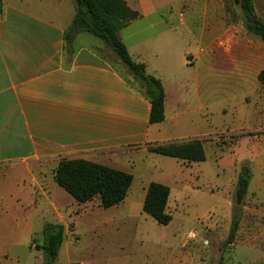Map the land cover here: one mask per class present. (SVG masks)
<instances>
[{
	"label": "crops",
	"instance_id": "0c3cea01",
	"mask_svg": "<svg viewBox=\"0 0 264 264\" xmlns=\"http://www.w3.org/2000/svg\"><path fill=\"white\" fill-rule=\"evenodd\" d=\"M32 1L26 3L57 15L58 21L0 0V257L8 256L5 249L12 242L37 234L33 219L39 213L52 216L41 225V233L47 223L64 225L56 219L63 214L60 199L50 196L62 159H84L133 174L127 198L111 210L126 204L132 192L144 193L143 208L154 182L195 191L205 179L209 187L216 186L214 178L235 176L238 181L247 165L252 173L247 196L255 192L256 204H264L262 148L242 151L252 142L244 137L232 161L216 162L209 153L216 130L194 129L188 118L197 111L209 112L204 100L216 97L215 76L207 72L201 77L199 63L205 58L210 65L233 41L236 27L225 0H126L140 17L122 29L120 37L132 58L161 80L166 93L165 120L157 124L150 121L149 99L126 69L87 44L93 41L105 48L102 41L79 33L73 55H65L64 35L76 13L75 1ZM64 6L69 10H60ZM193 99L196 109L190 108ZM196 139L203 140L204 162L148 151L152 145ZM66 194L62 197L68 202L80 205ZM233 206L234 197L228 204L230 228ZM30 208L34 212H27ZM241 208L243 212L245 202ZM69 246L64 242L59 255L63 248L69 253ZM72 262L97 264L87 258L68 264Z\"/></svg>",
	"mask_w": 264,
	"mask_h": 264
},
{
	"label": "rangeland",
	"instance_id": "374dc122",
	"mask_svg": "<svg viewBox=\"0 0 264 264\" xmlns=\"http://www.w3.org/2000/svg\"><path fill=\"white\" fill-rule=\"evenodd\" d=\"M253 1L256 18L264 22V0ZM32 2L37 3V0ZM225 2L236 27L233 41L210 65L205 58L199 63L201 77L207 72L214 74L216 97L204 100L205 104L209 103V112L188 115L194 129L216 130L209 139L212 145L208 149L216 162L232 161L235 146L244 137L252 142L241 147L242 151L260 146L264 152V41L246 28L239 6L232 0ZM9 3L58 21L57 15L30 7L26 0H10ZM60 10L69 8L64 6ZM87 44L111 64L123 67L106 47L93 41ZM190 108H197L194 99ZM247 163L251 165L250 160ZM214 179L215 187L206 185L205 179V185L195 191L179 190L174 183L170 185L168 210L173 220L166 226L143 212L140 201L144 193L132 192L126 204L111 210L101 206L99 197L80 205L70 203L65 198L68 197L65 190L56 183L50 196L60 199L58 205L63 214L56 219L57 223L65 225L64 242L70 244L69 253L63 248L57 264L85 258L97 264H219L222 258L225 264H264V204H256L255 192L248 194L236 238L232 244H227L230 211L232 214L228 204L233 200L238 183L235 176ZM255 182L258 183L257 179ZM27 212L34 210L30 208ZM51 219V215L39 213L33 219L37 234L31 238L24 235L23 239L7 246L8 256L0 257V264H44L43 252L36 246L44 240L41 225Z\"/></svg>",
	"mask_w": 264,
	"mask_h": 264
},
{
	"label": "trees",
	"instance_id": "16d2710c",
	"mask_svg": "<svg viewBox=\"0 0 264 264\" xmlns=\"http://www.w3.org/2000/svg\"><path fill=\"white\" fill-rule=\"evenodd\" d=\"M76 13L64 35L65 55L72 56L74 40L77 34L87 33L101 40L105 47L118 59L151 103L150 121L152 124L165 120L166 93L160 79L147 73L144 63L136 62L130 55L120 37V31L140 17L126 0H74ZM241 9L246 28L264 41V22L256 18L253 0H232ZM255 18L254 23L250 19ZM102 56V55H101ZM103 59H105L102 56ZM106 60V59H105ZM109 62V61H108ZM264 78V75L262 79ZM148 151L153 154L176 158L188 163H200L206 160L203 140L152 145ZM250 167L244 166L240 172L234 195L233 220L227 244L236 238L242 216V206L249 191L251 180ZM56 183L80 204L100 198L101 206L109 209L127 198L134 176L84 159H62L55 169ZM171 188L161 183H151L144 199L143 212L160 225H169L173 216L169 209ZM43 243L36 248L43 252L44 264H57L61 247L65 240V226L45 224ZM71 264H81L72 262ZM219 264H225L223 258Z\"/></svg>",
	"mask_w": 264,
	"mask_h": 264
},
{
	"label": "water",
	"instance_id": "95a60500",
	"mask_svg": "<svg viewBox=\"0 0 264 264\" xmlns=\"http://www.w3.org/2000/svg\"><path fill=\"white\" fill-rule=\"evenodd\" d=\"M249 22H250V23H254V22H255V18L250 19Z\"/></svg>",
	"mask_w": 264,
	"mask_h": 264
}]
</instances>
